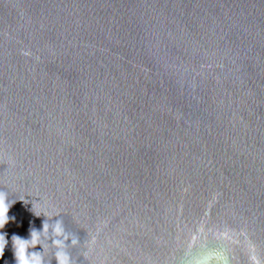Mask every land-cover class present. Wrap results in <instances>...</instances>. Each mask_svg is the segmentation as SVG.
Returning a JSON list of instances; mask_svg holds the SVG:
<instances>
[{
	"label": "water",
	"instance_id": "1",
	"mask_svg": "<svg viewBox=\"0 0 264 264\" xmlns=\"http://www.w3.org/2000/svg\"><path fill=\"white\" fill-rule=\"evenodd\" d=\"M0 191V264H264V0H0Z\"/></svg>",
	"mask_w": 264,
	"mask_h": 264
},
{
	"label": "clouds",
	"instance_id": "2",
	"mask_svg": "<svg viewBox=\"0 0 264 264\" xmlns=\"http://www.w3.org/2000/svg\"><path fill=\"white\" fill-rule=\"evenodd\" d=\"M9 208L10 205L7 201V194L3 191H0V229H3L10 220L8 214ZM50 228L53 237H55L54 239H52V244L57 249V251L55 252L57 264H71V258L69 254L64 250L67 247L66 242L69 240V236L65 233L62 221L58 219L55 220L51 225L46 219L43 222L42 230L31 228L29 238H22L19 235L12 236L16 264H45L43 255L44 246L41 244V238L42 236L46 237ZM77 243V239L73 238L71 240L72 245H75ZM7 245L8 240L6 239V233L0 231V257H3V253ZM37 245L42 246L43 250H36Z\"/></svg>",
	"mask_w": 264,
	"mask_h": 264
}]
</instances>
